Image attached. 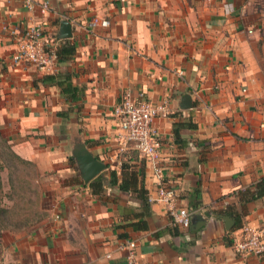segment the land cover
<instances>
[{"label": "crops", "instance_id": "0c3cea01", "mask_svg": "<svg viewBox=\"0 0 264 264\" xmlns=\"http://www.w3.org/2000/svg\"><path fill=\"white\" fill-rule=\"evenodd\" d=\"M46 1L42 15L0 0V124L20 156L77 182L53 197L48 219L9 236L0 264H124V238L136 241L137 264H264V254L241 256L230 244L242 224H264V195L246 201L240 192L264 180V0ZM63 19L70 35L58 38ZM34 21L54 51L73 47L49 71L11 57ZM125 90L167 105L152 123L159 164L189 223L205 219L197 230L172 226L161 204L109 183L121 160L134 161L155 193L150 163L115 139L109 112ZM79 149L106 166L88 181L99 178V194L80 179Z\"/></svg>", "mask_w": 264, "mask_h": 264}, {"label": "built area", "instance_id": "2783aa9c", "mask_svg": "<svg viewBox=\"0 0 264 264\" xmlns=\"http://www.w3.org/2000/svg\"><path fill=\"white\" fill-rule=\"evenodd\" d=\"M19 1L26 9H37L42 15L48 10L46 0ZM100 24L105 26L107 22L102 20ZM47 41V37L42 33L40 23L32 22L22 33L15 36V52L11 56L12 60L30 64L38 71L51 70L56 60V54ZM109 113L117 120L115 139L119 144V151L121 152L126 146L131 145L140 157L151 165L155 193L151 197L148 196V201L162 205L172 226L187 228L190 222V213L185 208L176 206L175 191L164 182L162 168L159 164L161 140L157 129L152 124L154 119L166 118L169 115L167 105L153 103L147 98L134 99L130 92L125 90ZM230 241L232 249L238 255L261 256L264 254V224L261 227L242 224L238 234L232 236ZM135 246L136 241L130 238L122 239L118 245L124 253V264H137Z\"/></svg>", "mask_w": 264, "mask_h": 264}, {"label": "rangeland", "instance_id": "374dc122", "mask_svg": "<svg viewBox=\"0 0 264 264\" xmlns=\"http://www.w3.org/2000/svg\"><path fill=\"white\" fill-rule=\"evenodd\" d=\"M21 158L17 160L12 154ZM0 255L10 235L27 232L48 219L53 197L76 177L61 178L54 171L38 168L12 147L0 124Z\"/></svg>", "mask_w": 264, "mask_h": 264}, {"label": "trees", "instance_id": "16d2710c", "mask_svg": "<svg viewBox=\"0 0 264 264\" xmlns=\"http://www.w3.org/2000/svg\"><path fill=\"white\" fill-rule=\"evenodd\" d=\"M73 52V47L68 46L65 48L61 49H56L55 54L56 58L58 59H64L67 58L70 54ZM65 79V78H63ZM67 79V78H66ZM64 84L66 86H69V83L67 80H63ZM175 132V131H174ZM12 154V153H11ZM14 158L17 160H21L19 156H17L15 153L12 154ZM136 164L134 161H129V160H121L119 163V181L117 183V176L114 170L109 171V183L112 184H117V187L121 191H128L131 194H134L135 197L139 200L140 203H143L145 205L149 204L150 202L148 201V193L147 191L141 186L140 180H139V171L140 168L136 167ZM1 168V167H0ZM88 186L92 193L94 194H99L101 190V182L99 178L93 179L92 181L88 182ZM240 192L245 193L247 195L246 201L247 200H255L262 195H264V180H258L254 184V188L252 190H241ZM235 221V218H234ZM143 223V222H141ZM239 222L235 221L234 226H237ZM142 226V224H137Z\"/></svg>", "mask_w": 264, "mask_h": 264}, {"label": "water", "instance_id": "95a60500", "mask_svg": "<svg viewBox=\"0 0 264 264\" xmlns=\"http://www.w3.org/2000/svg\"><path fill=\"white\" fill-rule=\"evenodd\" d=\"M70 35V24L66 19H63L59 22V35L58 38L67 37ZM191 106L190 96L188 94H183L180 99L179 107L182 109L189 108ZM73 158L75 160L76 168L80 179L84 184H86L90 179L97 175L102 169L106 166L101 161L92 157L87 151L83 149L75 150L73 153ZM205 217L209 216V213L203 214ZM225 229H229L232 225L231 219L226 216H220ZM205 222V219L201 215H197V220L193 223H189V228L191 230H197Z\"/></svg>", "mask_w": 264, "mask_h": 264}]
</instances>
